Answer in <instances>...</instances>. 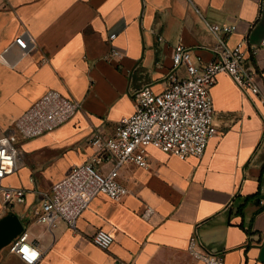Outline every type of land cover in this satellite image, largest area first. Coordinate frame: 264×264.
<instances>
[{"label":"crops","instance_id":"1","mask_svg":"<svg viewBox=\"0 0 264 264\" xmlns=\"http://www.w3.org/2000/svg\"><path fill=\"white\" fill-rule=\"evenodd\" d=\"M205 21L236 26L226 43L247 41L245 64L264 94V0H0V137L49 89L80 103L53 131L19 140L11 176L27 190L26 202L9 210L0 203V217L15 213L40 251L36 264H202L188 250L194 233L224 264H264V120L226 73L210 89L216 133L201 157L147 147L146 167L119 169L128 193L97 195L75 229L49 227L35 214L39 193L94 155L90 135H111L133 113L139 88L166 89L176 44L193 61L212 58ZM23 31L34 40L26 54L13 43ZM110 47L119 54L106 60ZM97 229L112 234L108 249L93 243ZM0 264L25 263L7 245Z\"/></svg>","mask_w":264,"mask_h":264},{"label":"built area","instance_id":"2","mask_svg":"<svg viewBox=\"0 0 264 264\" xmlns=\"http://www.w3.org/2000/svg\"><path fill=\"white\" fill-rule=\"evenodd\" d=\"M205 23L215 39L212 58L204 61L197 55L193 61L189 50L181 43L176 44L166 89L154 92L149 87L139 88L134 93L133 113L121 118L111 135L100 131L90 135L94 155L74 165L67 175L39 193L40 208L35 211L38 221L49 227L64 222L75 229L79 216L97 195L112 200L123 198L128 188L118 180L119 169L124 163L146 167L147 147L181 158L201 157L209 139L216 133L210 89L219 73L229 75L245 96L259 104L264 120V94L256 83V72L245 64L247 41L243 39L229 47L226 38L236 26ZM114 38L115 34L108 36L109 41ZM13 43L22 54L34 47V40L27 31L18 34ZM261 43L264 44V37ZM251 50L256 51V48ZM118 54V50L110 47L104 59ZM179 68L183 69V74H178ZM79 108L78 101L49 89L15 119L14 133L0 137V203L4 210L26 202L27 190L5 181L16 171L19 152L15 143L53 131L71 119ZM104 160L112 162L107 171L100 167ZM92 241L97 247L108 249L113 236L104 229H97ZM9 250L25 264H36L40 257V251L26 231L9 244ZM188 250L202 264H224L220 253L203 249L196 233L189 239ZM32 253H36L35 258H31Z\"/></svg>","mask_w":264,"mask_h":264},{"label":"water","instance_id":"3","mask_svg":"<svg viewBox=\"0 0 264 264\" xmlns=\"http://www.w3.org/2000/svg\"><path fill=\"white\" fill-rule=\"evenodd\" d=\"M264 195L260 196L263 198ZM258 202L259 199H256ZM23 232V224L13 212H7L0 217V250L9 245Z\"/></svg>","mask_w":264,"mask_h":264},{"label":"rangeland","instance_id":"4","mask_svg":"<svg viewBox=\"0 0 264 264\" xmlns=\"http://www.w3.org/2000/svg\"><path fill=\"white\" fill-rule=\"evenodd\" d=\"M7 133H3V134H9L8 131H6ZM14 129H12L11 133H14ZM16 147H17V150L19 152L20 148L18 149L19 147V141H17V143H15ZM20 153V152H19ZM22 159V152H21V156H20V160ZM18 160V159H17ZM7 183H10L11 185H14V186H17V179H15V176H9L8 178H6L5 180Z\"/></svg>","mask_w":264,"mask_h":264},{"label":"snow or ice","instance_id":"5","mask_svg":"<svg viewBox=\"0 0 264 264\" xmlns=\"http://www.w3.org/2000/svg\"><path fill=\"white\" fill-rule=\"evenodd\" d=\"M23 251H25L27 253L28 252V249H24ZM35 256H36V253H32L31 254V258H35Z\"/></svg>","mask_w":264,"mask_h":264}]
</instances>
